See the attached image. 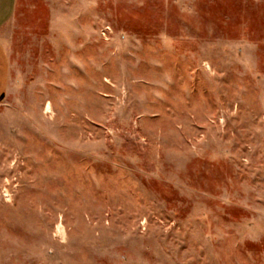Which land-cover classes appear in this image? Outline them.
Instances as JSON below:
<instances>
[{
  "label": "rangeland",
  "instance_id": "obj_1",
  "mask_svg": "<svg viewBox=\"0 0 264 264\" xmlns=\"http://www.w3.org/2000/svg\"><path fill=\"white\" fill-rule=\"evenodd\" d=\"M0 99V264H264V0H17Z\"/></svg>",
  "mask_w": 264,
  "mask_h": 264
},
{
  "label": "crops",
  "instance_id": "obj_2",
  "mask_svg": "<svg viewBox=\"0 0 264 264\" xmlns=\"http://www.w3.org/2000/svg\"><path fill=\"white\" fill-rule=\"evenodd\" d=\"M17 0H0V99L8 89L11 76V60L3 43V29L13 16Z\"/></svg>",
  "mask_w": 264,
  "mask_h": 264
}]
</instances>
